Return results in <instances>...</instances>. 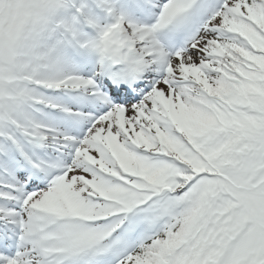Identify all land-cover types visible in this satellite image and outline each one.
I'll list each match as a JSON object with an SVG mask.
<instances>
[{"label":"snow or ice","instance_id":"6c2138e0","mask_svg":"<svg viewBox=\"0 0 264 264\" xmlns=\"http://www.w3.org/2000/svg\"><path fill=\"white\" fill-rule=\"evenodd\" d=\"M0 264H264V0H0Z\"/></svg>","mask_w":264,"mask_h":264}]
</instances>
